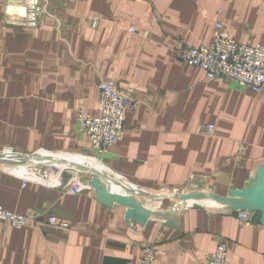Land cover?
<instances>
[{
	"label": "crops",
	"instance_id": "1",
	"mask_svg": "<svg viewBox=\"0 0 264 264\" xmlns=\"http://www.w3.org/2000/svg\"><path fill=\"white\" fill-rule=\"evenodd\" d=\"M35 1L43 13L30 19L23 10L33 3L0 1V148L31 163L91 152L77 112L97 115L99 84L111 80L138 105L125 109L123 138L103 157L121 179L105 191L138 200L108 203L92 179L75 194L67 176L39 184L0 156V206L39 214L20 229L0 220V264H138L150 244L154 264H207L220 240L226 264H264V86L207 80L176 57L210 45L216 21L238 43L264 44V0ZM200 124L214 133L198 134ZM152 195L159 201L143 202ZM247 207L252 219L241 225L236 210Z\"/></svg>",
	"mask_w": 264,
	"mask_h": 264
},
{
	"label": "built area",
	"instance_id": "2",
	"mask_svg": "<svg viewBox=\"0 0 264 264\" xmlns=\"http://www.w3.org/2000/svg\"><path fill=\"white\" fill-rule=\"evenodd\" d=\"M1 1V0H0ZM31 3L33 5L31 6ZM36 1L25 0L26 7L33 10H23L26 18L36 16L43 11ZM24 8V4H22ZM27 22V21H26ZM98 22L97 17L91 19L92 26ZM134 31V30H131ZM145 35V34H144ZM177 59L204 70L207 80L221 79L240 88H249L255 93L264 86V44H242L230 36L229 29L221 22L216 21L213 31L212 43L208 46L183 47L177 51ZM98 114H85L77 112V122L81 132L86 134L91 143V152H44V154L74 155L84 158V163L67 162L56 165L53 156L39 155V162L31 163L32 155L18 152L12 146L0 148V156L10 158L17 164L18 172L28 170L35 177V182L51 185L67 176L70 186L67 192L77 193L80 185L93 177L99 178L110 186H120L121 179L108 172L103 163V157L108 150L124 135V111L126 108L134 109L138 102L126 93L115 87L111 80H102L99 84ZM213 124H200L196 132L203 136L214 133ZM245 146L241 145L239 155H243ZM94 161L97 167H90L88 162ZM26 181L22 180V186ZM129 195L131 192H125ZM38 214V213H37ZM37 214L32 212L20 214L6 210L0 206V220L14 229H20L37 219ZM39 215V214H38ZM236 217L241 225L251 222L252 212L246 208L237 209ZM47 221L55 226L67 227L68 224L60 218L50 215ZM228 247L220 240L213 252L206 258L207 264H226ZM159 249L155 245H145L138 258V264H154Z\"/></svg>",
	"mask_w": 264,
	"mask_h": 264
},
{
	"label": "water",
	"instance_id": "3",
	"mask_svg": "<svg viewBox=\"0 0 264 264\" xmlns=\"http://www.w3.org/2000/svg\"><path fill=\"white\" fill-rule=\"evenodd\" d=\"M91 182H94V185L97 188V191L99 192L100 197L102 198V200L108 202V203H112L114 202H118V203H127L128 201V197L126 196H113L112 198L106 193L105 191V183L103 181H101L99 178L97 177H93L91 178ZM186 196H181V198H185ZM249 211H252L251 208H246Z\"/></svg>",
	"mask_w": 264,
	"mask_h": 264
},
{
	"label": "bare ground",
	"instance_id": "4",
	"mask_svg": "<svg viewBox=\"0 0 264 264\" xmlns=\"http://www.w3.org/2000/svg\"><path fill=\"white\" fill-rule=\"evenodd\" d=\"M44 157L45 156H53L55 160H59L55 162L56 165H60L62 163H67V162H73L74 164L76 163H84L85 160L82 157L79 156H74V155H55V154H44L41 153ZM46 158V157H45ZM90 167H97L96 163L94 161H89L88 162Z\"/></svg>",
	"mask_w": 264,
	"mask_h": 264
},
{
	"label": "rangeland",
	"instance_id": "5",
	"mask_svg": "<svg viewBox=\"0 0 264 264\" xmlns=\"http://www.w3.org/2000/svg\"><path fill=\"white\" fill-rule=\"evenodd\" d=\"M119 187H121V186H119ZM119 187H118V188H119ZM120 189H122V188H120ZM122 191H124V192H128L127 189H126V190H125V189H122ZM153 193L157 194L158 192H153ZM122 196H123V195H122ZM166 196H167V195H166ZM157 197L160 198L159 195H158V196H153V195H152L151 198H154V199H152V200L149 201V199H151V198H148V197H147L146 200H148V201L143 200V202L152 205V203H154L155 201H159V200L157 199ZM168 197H169V196H167V198H168ZM128 198H129L128 200H131V201L138 200V198L135 197V196H131V197H128ZM142 199H143V198H142ZM156 199H157V200H156ZM168 199H170V198H168ZM140 200H141V199H140ZM174 202H176V200H175Z\"/></svg>",
	"mask_w": 264,
	"mask_h": 264
}]
</instances>
